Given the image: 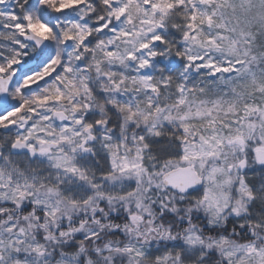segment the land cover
I'll return each mask as SVG.
<instances>
[{
	"label": "snow or ice",
	"instance_id": "1",
	"mask_svg": "<svg viewBox=\"0 0 264 264\" xmlns=\"http://www.w3.org/2000/svg\"><path fill=\"white\" fill-rule=\"evenodd\" d=\"M0 264H264V0H0Z\"/></svg>",
	"mask_w": 264,
	"mask_h": 264
}]
</instances>
